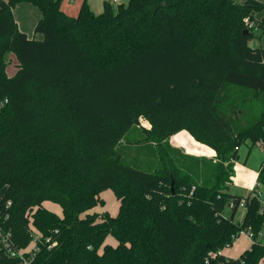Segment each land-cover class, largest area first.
I'll return each instance as SVG.
<instances>
[{"label":"trees","instance_id":"trees-1","mask_svg":"<svg viewBox=\"0 0 264 264\" xmlns=\"http://www.w3.org/2000/svg\"><path fill=\"white\" fill-rule=\"evenodd\" d=\"M61 1L0 0L4 231L17 248L33 231L57 241L40 243L35 264H219L240 227L264 222L257 197L229 190L240 147L264 151V47L250 44L264 3L104 0L96 12L84 0L71 15ZM22 2L41 10L34 36L15 18ZM181 130L215 157L174 146ZM108 189L117 214L92 211ZM5 251L0 264H15ZM242 257L260 264L264 246Z\"/></svg>","mask_w":264,"mask_h":264},{"label":"rangeland","instance_id":"rangeland-1","mask_svg":"<svg viewBox=\"0 0 264 264\" xmlns=\"http://www.w3.org/2000/svg\"><path fill=\"white\" fill-rule=\"evenodd\" d=\"M83 1L84 0H62L61 4H62L63 9L65 7L67 8V10H70L75 15H77ZM96 1L99 2L98 5L97 3L95 4ZM128 1L129 0H120L119 3L112 2V7L116 10L120 3L128 4ZM241 1H244V0H241ZM260 1L264 3V0H260ZM89 2L93 10H95L96 12L102 11L103 6H102L101 0H92V1L89 0ZM95 5H97L100 9H97ZM30 9L33 12H31ZM65 12H67L68 14H71L66 10ZM14 15L15 17L21 18L22 24H24L25 26V29L23 30H25L26 32H30L32 34V32H34L33 28L35 27L42 13L39 7L36 6L35 4L30 3V2H22L16 5L14 9ZM255 32H256L255 36L254 38L250 40V44L253 46L264 47V31L260 29V30H256ZM11 69H12V66H11ZM142 124L147 127L150 126L149 121L145 118L142 119ZM263 153L264 152H262L260 146L258 145L253 146L251 150H250V146H248V143H245L240 147L239 158L235 161V166H234L235 167V175H234L235 181L229 185V190L231 192L236 193V194H242L245 191V184L250 183L251 185L254 179V177L252 178V176L257 171V167L260 164H262V162L264 161ZM240 169H242L244 173L241 172ZM261 189L264 190V185H262ZM102 197L105 199V204L102 205V207H105V208L102 211L108 210L112 213L115 212L116 214L117 212L116 210H118L119 208V201L115 197L113 191L112 190L104 191L102 193ZM45 206L48 209L56 211L59 214L62 212L61 206L57 203L46 201ZM243 212H244V207L239 206L237 215H236V220H239ZM247 238L244 235L237 236L236 238L233 239L232 244L230 246H227L223 249V253L230 257H235V258L239 257L243 253V251L248 248L249 238L248 239ZM106 242L112 243V244L117 243L116 239L113 236H109Z\"/></svg>","mask_w":264,"mask_h":264},{"label":"built area","instance_id":"built-area-1","mask_svg":"<svg viewBox=\"0 0 264 264\" xmlns=\"http://www.w3.org/2000/svg\"><path fill=\"white\" fill-rule=\"evenodd\" d=\"M112 2L119 3L120 0H112ZM246 22L249 26H253V22H251L248 18L246 19ZM264 166V164H263ZM262 168V167H261ZM258 171V178L255 181L252 189L251 194L249 196L257 197L260 201V214L264 215V190L262 188V183L259 180V174L260 170ZM247 199L246 197H243L240 200V206L246 207ZM10 205V202L7 203ZM234 203L230 204V207L233 206ZM244 219V217H243ZM243 219L238 220L239 224H243ZM244 235L249 238L251 241L250 248L253 247V245L256 243H260L264 246V222L262 225V228L260 231L256 234V232L253 231L251 226L248 227H240L237 234H234L233 237L236 238L237 236ZM48 243L49 247L55 245L57 241H52L50 237H43L42 234L38 231L32 232V241L31 243L25 247V248H17L12 243V234L10 231L5 232L1 223H0V251L6 250L5 252L10 255L11 258L15 259V264H35L36 255L40 250V243L43 242ZM218 254L221 253V250L217 252ZM226 255V254H225ZM230 256H227L219 261V264H241V259H243L242 254L239 257H233L236 259L235 261L229 260ZM240 260V261H239ZM209 262V261H207ZM260 264H264V259L260 262Z\"/></svg>","mask_w":264,"mask_h":264},{"label":"crops","instance_id":"crops-1","mask_svg":"<svg viewBox=\"0 0 264 264\" xmlns=\"http://www.w3.org/2000/svg\"><path fill=\"white\" fill-rule=\"evenodd\" d=\"M92 1V0H91ZM102 1V6H103V2H104V0H101ZM97 3V5H98V1H96L95 2V4ZM97 5H95V7L97 8V9H100ZM64 9L66 10V11H70V10H67V8H65L64 7ZM31 10V9H30ZM31 12H33L32 10H31ZM69 13H71L72 15H75L73 12H69ZM262 16H264V11H262V12H259V13H257L256 14V17H258V18H261ZM16 18V20H17V22H18V25H19V27L21 28V29H25V26H24V24H22V21H21V18L20 17H15ZM35 28V27H34ZM33 28V29H34ZM28 29V28H27ZM28 33V35L29 36H34L35 35V32H32V34L30 33V32H27ZM36 36L38 37V38H41L43 35L41 34V33H38V34H36ZM9 57L12 59V62H11V64L8 66V68H7V70H8V74L9 75H12V74H14L15 73V71H16V65H17V62H16V60L14 59V56L12 55V54H10L9 55ZM11 66H12V69H11ZM170 141H171V143L174 145V146H177V147H179V148H181L183 151H185V152H187V153H190V154H195V155H205V156H208V157H215V155H216V151L213 149V148H211V147H209V146H207V145H205V144H203V143H200L199 141H197L187 130H181L180 132H178V133H176V134H173V135H171V137H170ZM261 150H262V148H261ZM262 152H264L263 150H262ZM264 154V153H263ZM264 162V161H263ZM263 162H262V164H260L258 167H257V171L255 172V174L252 176V178L254 177V179H253V181H252V183H251V185H250V183H248V184H245V191L241 194V195H243V196H246V195H249V194H251V189H252V187H253V185H254V183H255V181L257 180V178H258V171H259V169L263 166ZM241 170V172H243L244 173V171L242 170V169H240ZM234 178H235V176H234ZM233 178V182L235 181V179ZM251 178V179H252ZM249 185H250V187H249ZM244 187V186H243ZM108 190H110V189H108ZM106 191V190H105ZM104 192V191H103ZM102 192V193H103ZM246 192V193H245ZM248 192V193H247ZM102 193H101V195H102ZM114 193V192H113ZM115 195V194H114ZM116 197V196H115ZM119 201V200H118ZM46 203V202H45ZM101 207V208H100ZM105 207H102V205H97V206H95L93 209H92V211H98V212H101L103 209H104ZM117 212H118V210H116ZM117 212H116V214H117ZM111 214H113V215H115V212H110ZM236 215H237V213H236ZM245 216V208H244V212H243V214H242V216L239 218V220H242L243 219V217ZM235 220H236V217H235ZM238 221V220H237ZM246 237V236H245ZM247 238V237H246ZM248 239V238H247ZM249 240V239H248ZM250 245H251V241L249 240V244H248V248L247 249H249L250 248ZM247 249H245L244 251H243V253L247 250ZM242 253V254H243Z\"/></svg>","mask_w":264,"mask_h":264},{"label":"water","instance_id":"water-1","mask_svg":"<svg viewBox=\"0 0 264 264\" xmlns=\"http://www.w3.org/2000/svg\"><path fill=\"white\" fill-rule=\"evenodd\" d=\"M248 32V30H245V33H247Z\"/></svg>","mask_w":264,"mask_h":264}]
</instances>
